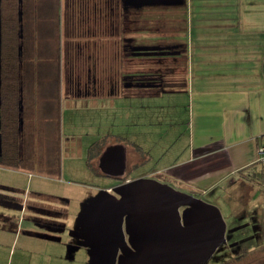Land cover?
<instances>
[{
  "label": "crops",
  "instance_id": "1",
  "mask_svg": "<svg viewBox=\"0 0 264 264\" xmlns=\"http://www.w3.org/2000/svg\"><path fill=\"white\" fill-rule=\"evenodd\" d=\"M198 1L201 4L197 17L201 15L202 18L194 22V10L197 7L192 0L189 8V0H186L188 35L190 29L200 31L190 43H186L187 87H176L172 92L157 96L139 92L104 93L93 97L92 107L100 111L98 118H93V121L98 122L101 128L107 120L105 109L118 105L133 109V113L123 114V117L127 123L139 128L146 123L156 125L171 122L174 125L179 108H185L186 131L170 128L165 137L161 136L159 142L152 145V155L147 153V140L144 137L128 136L120 141H111L110 138L99 151L100 156L108 147L122 145L125 147L126 164L130 160L132 167L144 166L151 159H156L159 167L154 174L183 185L190 194L199 198L208 197L209 203L213 204L224 201L226 205H232L233 210L239 206H251V211L244 209L235 216L240 224L234 229L240 230L247 221L252 220L256 222V229L263 238L261 218L264 217V186L247 179V175L251 174L248 169L259 163V149L264 146V0ZM207 3L212 5L213 11L205 12ZM207 14L211 15L207 17ZM171 21L179 24L178 9L172 13ZM139 24L138 18H129L128 37L140 38L142 30ZM39 29L43 31L40 44L44 59L42 63L50 64L51 54H48L47 49L41 51L43 40L47 39L49 32L45 31L44 24ZM30 57L32 61L39 55L31 54ZM38 71H41L38 72V78L31 68L21 72L22 116L24 113L32 117L34 106L38 114L43 111L47 124L43 136L49 142L56 139L58 112L56 107L51 110V104L59 96V91L51 66ZM174 94L186 98L179 108L176 104L172 106L166 103L169 99L164 96L171 99ZM33 96L39 105L32 104ZM152 104L154 107L156 104L159 107L169 105L173 110L164 115H153L142 110ZM53 130L54 134H51ZM22 147L24 150L28 145L23 143ZM257 166L259 169L263 167L260 164ZM98 174L119 180L104 175L101 170ZM108 185L105 189H112L120 183ZM2 188L10 189L0 186V200L16 205L17 197L4 192ZM58 201L62 203L61 208L66 210L69 200L62 198ZM22 209L25 210L23 204ZM12 217L15 218L12 214L0 213V224H6L0 225V233L2 230L11 232L13 227V231H16V224L13 225L9 220Z\"/></svg>",
  "mask_w": 264,
  "mask_h": 264
},
{
  "label": "rangeland",
  "instance_id": "2",
  "mask_svg": "<svg viewBox=\"0 0 264 264\" xmlns=\"http://www.w3.org/2000/svg\"><path fill=\"white\" fill-rule=\"evenodd\" d=\"M28 1L5 0L6 17L8 19L11 18L12 23H15L13 27H16V24L19 25L16 23V16L18 15L19 18V12L22 10V22L19 20L20 31L22 32L20 39L17 40L16 32L13 33L15 43L21 41L20 44H22L20 46L22 50L20 51L19 49L21 72L23 73V71L31 68L36 73V78H38V72H41L38 70L41 68L51 66L52 69L58 70V65L56 66L54 63L57 60H55L57 53L56 42L58 41L57 38L63 35L64 29L62 26L57 29H51L49 25L45 26V31L49 32V34L46 37L47 39L43 40L41 51L43 52L47 49L48 54L50 53L53 58L50 64L45 65L42 63L44 59H42V53H40L41 33L43 31L41 32L39 28L43 24L42 19L41 23H37L38 27L34 22L38 21L39 17H46L49 12L40 5V1L42 0H32L31 3L34 7L36 5L39 6L38 9L35 8L34 11H31L29 6L31 7L32 4H29ZM191 2L192 0H189V8H191ZM193 3L197 7L194 10V22H196L197 18L198 20L202 18L201 15L197 17L201 1L193 0ZM205 6V12L212 10V5L209 3ZM141 12L134 17L139 19V25L146 30H150L152 27L158 28V24H164L167 21L165 18H171L172 14L160 9ZM209 15L211 14H207V17ZM52 32H55L53 36ZM198 33L200 34V31L197 29H190L189 35L187 32L188 40L186 41L190 43L192 37L195 38ZM126 35L128 34L126 33ZM142 36L144 37L143 33L140 34V38ZM106 43L107 41H105ZM23 45L25 46V50ZM31 54L39 55V57L31 61ZM57 57L59 61L63 57V52H59ZM55 81L57 82L56 79ZM58 91L59 96L51 104V110H54L56 107V111L58 112L56 139L49 142L46 141L43 136L47 125L44 113L42 111L41 114L40 112L38 114L34 106L32 117L27 114L25 116L24 113L22 116L23 127L19 139V149L23 143L26 146L28 145V148L23 150L22 147L20 149L19 166L9 167L0 165V186L9 187L10 189H2L4 192L16 196L18 201L14 205L13 202H6L4 199L0 200L2 202L0 203V213L15 216V218L12 217L9 220L13 225L16 224L17 228L16 231H13L15 230L13 227L11 232L1 229L0 264H88L89 256L86 248H81L72 254L68 252V246L72 242L69 231L74 226L81 204L84 201L94 197L101 190H110L105 189V186H109V183H119L118 180L105 178L98 174V172L100 173L98 163L102 147L107 144L110 138H112L111 141H120L128 136L136 138L141 136L147 140V153L152 155V145L158 143L161 136L165 137L164 135H166V132L170 128H177L181 132L186 131V111L184 110L185 108H179L186 100L184 95L178 94L176 97L174 94V96H171V99L169 96H164L166 99H169L166 102L167 104H172V106L176 104L177 108H179L178 118L174 125L171 122H164L161 124L156 123V125L146 123L144 127H136L131 123H127V119L123 117V114L133 113V109L131 107L122 108L121 105H118L109 110L105 109L107 120L103 124V128H101L100 124H97L98 122L94 123L93 121V118H98L100 115L99 110H93L92 105L85 106L82 100L78 101V105L75 106L65 100L63 89H59L58 87ZM32 101L33 105H39L35 96H33ZM172 106L165 105V107H159L156 104L154 107L152 104L147 105L142 110L153 115H164L173 110ZM137 109L140 110L141 108H135L134 110ZM51 134H54V130ZM80 142H82L81 148ZM93 145H95L94 152ZM127 165L129 167L127 169V179L136 180L141 176H151L150 178L167 182L165 184H169L181 192L188 193L186 192V187L183 185L167 180L161 175L154 174L159 167L156 159L154 161L151 159L144 166L140 167H132V161L130 160L127 162ZM133 180L126 181L125 183ZM62 198L69 200V205L66 207L67 211L61 208L62 203L58 201V199ZM202 198L200 199L207 203L210 202L208 197ZM22 204L25 206V210L22 209ZM209 204L220 209L229 228L226 235L228 241L237 243L245 239L247 240L241 244V247L235 248V251L231 250L228 246L217 251L207 264H264V237L262 239L253 237L259 233L256 229V222L249 220L246 222L249 226H244L240 230L234 229L240 224L235 216L240 214L244 209L251 211L252 207L249 205L246 207L239 206L233 210L232 205H226L224 201H218L217 204ZM14 206H17V208H13ZM34 207L37 208L35 209ZM40 209L46 210L45 213H42ZM57 210L68 212V216L64 220L65 224H67L66 230L62 233H57L45 227L46 224L50 223L52 218V216H49V213V215L46 214L47 211ZM250 217L252 218V216ZM261 221L263 229L261 233L264 236V217L261 218ZM0 225L5 226L6 224ZM47 237L60 238V241L50 240Z\"/></svg>",
  "mask_w": 264,
  "mask_h": 264
},
{
  "label": "flooded vegetation",
  "instance_id": "3",
  "mask_svg": "<svg viewBox=\"0 0 264 264\" xmlns=\"http://www.w3.org/2000/svg\"><path fill=\"white\" fill-rule=\"evenodd\" d=\"M31 1L28 3L32 4ZM143 1L146 0L40 1V5L49 12L42 23L51 29L61 26L64 29L63 35L57 38L55 55L57 57L59 52H63V57L59 61L55 57L57 60L54 63L58 65V70H52L59 85L57 87L63 89L65 100L75 106L82 100L85 106L93 107V97L104 93L139 92L157 96L172 92L176 87H187L186 0H163L161 4L134 6ZM38 6L32 4L29 8L34 11ZM157 9L166 10L169 14L178 9L179 24L171 23V18H165L167 21L158 24V28L146 30L139 27L144 35L142 38L126 35L130 17L141 11L144 13ZM40 21L41 17L34 24L38 27ZM54 34L52 32V36ZM128 168L126 164L125 174L118 180L120 184L133 180L127 179ZM46 226L52 228L54 224L48 223ZM245 226L249 225L246 223ZM253 237L261 238L259 233ZM126 240L128 243V236ZM246 240L232 247L235 243L227 239V243L218 251L226 246L234 250Z\"/></svg>",
  "mask_w": 264,
  "mask_h": 264
},
{
  "label": "water",
  "instance_id": "4",
  "mask_svg": "<svg viewBox=\"0 0 264 264\" xmlns=\"http://www.w3.org/2000/svg\"><path fill=\"white\" fill-rule=\"evenodd\" d=\"M162 1L146 0L134 6ZM19 15L22 22V10ZM20 106L22 128V100ZM99 169L108 177L120 179L126 169L125 147H108L100 157ZM47 228L62 233L66 225ZM227 232L218 207L156 179L139 178L101 190L81 204L69 231L72 242L68 252L86 248L88 264H207L227 243Z\"/></svg>",
  "mask_w": 264,
  "mask_h": 264
},
{
  "label": "trees",
  "instance_id": "5",
  "mask_svg": "<svg viewBox=\"0 0 264 264\" xmlns=\"http://www.w3.org/2000/svg\"><path fill=\"white\" fill-rule=\"evenodd\" d=\"M19 11V10H18ZM5 0L1 3V38H0V165L17 167L20 162L19 139L22 134L20 126V102L22 100L21 90V65L19 59V49L22 44L16 39H20L22 32L20 31V16H16L15 23L11 18L6 17ZM14 22V21H13ZM14 24V25H13ZM16 29V31H15ZM95 145H93V152ZM259 163L251 166V174L247 175V179L257 181L264 186V167L259 169ZM260 170V171H257ZM45 213L44 209H40ZM50 215H49V214ZM52 216L54 228H62L67 212L62 210L50 211L47 213ZM56 219V220H55Z\"/></svg>",
  "mask_w": 264,
  "mask_h": 264
},
{
  "label": "built area",
  "instance_id": "6",
  "mask_svg": "<svg viewBox=\"0 0 264 264\" xmlns=\"http://www.w3.org/2000/svg\"><path fill=\"white\" fill-rule=\"evenodd\" d=\"M259 164L264 167V146L259 149Z\"/></svg>",
  "mask_w": 264,
  "mask_h": 264
}]
</instances>
